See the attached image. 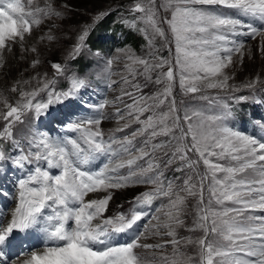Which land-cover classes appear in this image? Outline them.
<instances>
[{
    "label": "snow or ice",
    "instance_id": "snow-or-ice-1",
    "mask_svg": "<svg viewBox=\"0 0 264 264\" xmlns=\"http://www.w3.org/2000/svg\"><path fill=\"white\" fill-rule=\"evenodd\" d=\"M32 5L33 0H0V69L6 63L5 53H12L15 45L22 53L36 54L31 62L33 69L42 63L39 49L34 44L29 46L28 37L34 27L63 14L51 0H45L43 7ZM161 7L166 11L171 8V19L161 21ZM131 12L141 15L125 23L133 29L144 25L138 30L145 34L150 49L154 50V36L167 41L161 22L167 23L171 31L174 61L153 57L157 62L152 63L131 51L124 53L131 62L126 65L130 75L137 74L135 66H143L149 81L152 71L167 66L155 80L157 85H164L162 91L145 95L140 85L133 84L138 96L122 91L111 101H83L78 93L87 80L76 73L69 77L67 61L83 53L91 26L78 33L64 63L51 62V75L37 72L13 83L10 92L18 94L14 103L6 90H0V178L6 174L7 160L21 172L14 178L13 191L0 186V200L15 201L10 222L0 226V264H264V217L252 214L264 211V140L226 126L232 113L219 98L220 92L239 90L229 81L237 60L243 61L245 45L234 37L264 38V28L253 23L264 24V0H169L167 6L158 5L157 0H136ZM104 15L100 13L94 20ZM53 26L40 37L41 42L56 40ZM260 52L264 56V46ZM113 62L107 58L108 69ZM177 76L182 93L199 94V99L221 103L223 110L206 117L195 110L181 116L173 95ZM59 77L70 80L67 90L56 89ZM124 82L128 83L127 78ZM257 84H264L259 76L243 87L254 89ZM208 90H218L217 95L211 97ZM40 93H45L46 99H37ZM124 96L132 103H125ZM232 99L241 102L248 97ZM118 103L123 109L116 106ZM55 104L70 109L65 128L75 133V138H53L37 128L24 131L21 126L49 115ZM109 104L116 106L112 118L117 126L105 136L100 125L106 118L102 110ZM133 124L139 126L126 131ZM8 142L19 150L14 157L3 149ZM100 157L106 162L88 170L87 166ZM45 163L47 169L42 167ZM26 165L32 168L24 174ZM173 165L175 171L188 169L192 174L169 180L162 169ZM52 168L58 169V174L50 173L48 169ZM137 185L152 187L133 194L127 211L106 215L113 190ZM98 192L105 195L89 197ZM188 197L197 198L191 228L185 224ZM158 199L166 203L153 209ZM5 215L6 210H0V217ZM144 218H148L147 224L138 223ZM179 227L199 229L203 235L195 240L179 237ZM149 233L169 239L145 243ZM185 243L195 245L198 254L188 256L181 251ZM167 245L172 246V256L156 259L157 252H163ZM17 246L19 254L12 259L10 253ZM140 249L150 252L153 259L149 260Z\"/></svg>",
    "mask_w": 264,
    "mask_h": 264
},
{
    "label": "rangeland",
    "instance_id": "rangeland-1",
    "mask_svg": "<svg viewBox=\"0 0 264 264\" xmlns=\"http://www.w3.org/2000/svg\"><path fill=\"white\" fill-rule=\"evenodd\" d=\"M26 3V0H22ZM56 9L60 11L63 15L61 18L53 20H46L39 27H34L33 34L28 37V44L36 45L39 49L40 55L39 59L42 61L35 69L31 67V62L36 58L35 53H22L20 46L15 45L12 53H5V66L0 69V90H6V95L9 96L11 102H15L18 99V94L11 93L10 87L13 83L22 79H29L34 76L37 72L43 75L48 73L51 75L54 72L51 69V62L64 63L67 53L71 50L72 46L76 41V37L82 28L91 26V31L99 23L107 18L112 12L114 13L113 20L111 21V29H108L107 34L103 36L104 38L99 40V46L97 49H93L88 45V38L86 40L87 47L83 53L77 59H87L89 65L87 69L82 72L77 70L74 66V60L67 61L69 65L68 76L70 77L73 73L78 74L82 78L87 80V85L82 88L78 93L82 97L83 101L88 104H98L103 99L114 100L115 97L120 96L122 91L133 92L134 95H139L135 88L132 87L133 84L140 85V92L145 95H151L158 91H162L164 85H157L155 83L157 75L167 70V66L164 69H156L150 73L152 80L149 81L146 75L143 74V66H135L136 75H130L127 64L131 62L124 55L125 52L131 51L138 57H143L150 59V62L156 63L157 60L153 57H163L174 61L175 55V42L172 39V34L167 23H160V26L165 30L167 35V41L159 36H154L153 46L154 50L149 48L148 39L145 38V34L140 32L138 29L144 27L143 24H138L136 29H133L125 23V21L132 22L136 16L141 15L140 13L133 14L131 8L134 6L136 0H51ZM169 0H157L158 5H168ZM45 0H33L32 7L37 5L43 7ZM175 6L173 2L172 7ZM196 7H201L196 5ZM221 11H229L223 10ZM100 13H106L101 19L94 20ZM158 16L163 19H171V8L167 11L165 7H161ZM240 19H245L244 17H239ZM247 22V20H246ZM254 26L257 28H264V24L259 21H253ZM54 25V26H53ZM49 26L52 27V33L56 36V40L53 42H48L46 39L41 42L40 37L48 33ZM113 30V31H112ZM247 31V29H245ZM132 33L134 36L140 37L139 45H132L131 43L125 41V33ZM149 35L153 34L149 30ZM238 42H244V58L242 63L237 60V66L234 72L233 78L229 81V84H234L239 87V90L235 93H219V98L223 103L229 105L232 115L225 121L226 126L232 128L233 130H238L246 135H251L254 138L264 140V84H257L254 89H249L243 87L248 81L255 79L257 76L261 80H264V56L260 52V48L264 46V38L257 36L252 38L251 35H238L234 37ZM251 54V56L249 55ZM107 58L113 59V64L111 69H108L106 60ZM127 78L128 83L124 82ZM115 81V83H112ZM179 77L177 76L176 83L173 87V95L177 101L180 108V114L183 116L185 111L189 114L193 110L199 111L203 116H209L217 114L223 110V105L221 103H213L210 100H202L198 98L199 94H187L181 92L179 88ZM111 84V87L108 85ZM35 85V81L32 82ZM27 87V86H25ZM70 87V80L65 77H59L56 89L57 90H67ZM218 90H208L207 94L211 97L217 95ZM232 96H245L248 97L246 101L236 102L232 99ZM46 99L45 93H40L37 99ZM123 100L125 103H132V99L128 96H124ZM171 97H169V101ZM116 106L123 109V104H117ZM111 104L106 105L102 110L104 116L106 117L100 127L107 136L112 129H114L117 124L116 120L112 118L115 111V107ZM2 108V106H0ZM70 109L65 108L61 104L52 105L49 109V115L42 116L40 119L31 120L30 124L25 127L21 126L25 132L29 128H37L41 132L49 135L50 137H76L75 133L66 131V114ZM162 110L166 111L167 106H162ZM86 111H92L91 109H86ZM198 119V118H196ZM3 125V121H0V126ZM139 125H132L131 129L126 131H131L138 127ZM187 125H185L186 127ZM117 135H124V133H117ZM19 139V137H18ZM26 144L27 142L24 141ZM3 149L6 155L14 157L18 154V149L8 142L3 144ZM193 159L196 157L189 153ZM106 162L105 157H100L98 160L92 162L87 166L88 170L98 169L103 163ZM6 166V174L0 178V186L8 191H13L14 178L21 174L20 170L12 166L11 160L4 162ZM42 167L47 169V165L42 164ZM176 165L169 168L162 169L165 177L169 180H173L175 177H183L185 174H192L190 170L185 169V172L175 171ZM32 168V165H26L24 174ZM200 169H203V164L201 162ZM52 174H58L59 170L52 168L48 169ZM126 173L127 169H123ZM150 185H137L129 187L127 189L113 190V199L110 201L109 210L106 215L111 216L112 214L119 211H127L130 204L129 201L133 194H138L144 191L151 190ZM198 191V190H197ZM105 195L103 192L90 193V198H101ZM208 198V194L205 193V199ZM161 203H166L164 199H158L154 201L153 209L159 207ZM188 205V215L185 217V224L187 228L193 227V216L194 207L197 203V198L188 197L186 201ZM13 205L12 199L0 200V210H6V215L0 217V226H4L8 219L9 207ZM120 206H123L122 208ZM213 207L216 205L213 202ZM256 216L264 217V211L257 210L252 213ZM71 221L69 224L71 225ZM143 224L148 223V218H144L141 222ZM155 223V221H153ZM258 223V222H257ZM4 224V225H3ZM186 227L177 228L179 237H191L193 240L202 236L203 233L196 229L194 231H188ZM140 230H144L141 227ZM163 239H169L168 237L153 236L149 233L148 237L144 239L145 243H158ZM122 242V241H121ZM36 243V241H34ZM20 248L17 246L10 253V257L15 259L16 255L19 254ZM144 254L149 260L153 257L150 252H146L143 249L138 250ZM181 251H183L188 256H196L198 254V249L195 245L183 244L181 246ZM167 255L172 256V246L167 245L163 252H157L156 259L161 256Z\"/></svg>",
    "mask_w": 264,
    "mask_h": 264
},
{
    "label": "trees",
    "instance_id": "trees-1",
    "mask_svg": "<svg viewBox=\"0 0 264 264\" xmlns=\"http://www.w3.org/2000/svg\"><path fill=\"white\" fill-rule=\"evenodd\" d=\"M114 13L112 12L110 15L107 16L106 19L97 23V25L93 28L94 31L90 32L88 36V45L93 48L97 49L99 46V40L103 39L105 34H107L108 29H111V21L113 20ZM113 31V30H112ZM125 41L131 43L132 45H139L140 37L134 36L132 33L126 32L125 33ZM89 62L87 59H76L74 60V66L77 70L83 71L87 69Z\"/></svg>",
    "mask_w": 264,
    "mask_h": 264
},
{
    "label": "bare ground",
    "instance_id": "bare-ground-1",
    "mask_svg": "<svg viewBox=\"0 0 264 264\" xmlns=\"http://www.w3.org/2000/svg\"><path fill=\"white\" fill-rule=\"evenodd\" d=\"M14 206H15V201L13 200V205L12 206H10L9 207V212H8V219H9V222H10V219H11V211H12V209L14 208ZM8 223V222H7ZM6 223V224H7ZM6 224L4 225V226H6ZM36 243H40V242H36Z\"/></svg>",
    "mask_w": 264,
    "mask_h": 264
}]
</instances>
